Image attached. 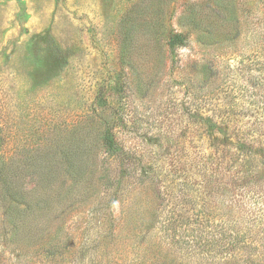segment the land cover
<instances>
[{"label":"rangeland","instance_id":"1","mask_svg":"<svg viewBox=\"0 0 264 264\" xmlns=\"http://www.w3.org/2000/svg\"><path fill=\"white\" fill-rule=\"evenodd\" d=\"M0 167V264H264V0H0Z\"/></svg>","mask_w":264,"mask_h":264},{"label":"trees","instance_id":"2","mask_svg":"<svg viewBox=\"0 0 264 264\" xmlns=\"http://www.w3.org/2000/svg\"><path fill=\"white\" fill-rule=\"evenodd\" d=\"M183 44H184V39L179 36H172L171 38H169L168 41V47L170 49H173L175 46H182ZM102 142H103V147H105L107 151L112 150L115 146L114 138L112 137L111 133L107 131L103 133ZM1 171L4 172L3 169L0 167V172ZM75 181L76 180H74V182Z\"/></svg>","mask_w":264,"mask_h":264}]
</instances>
